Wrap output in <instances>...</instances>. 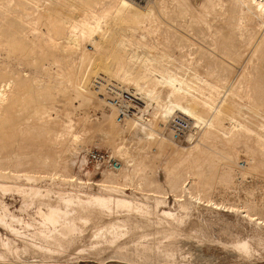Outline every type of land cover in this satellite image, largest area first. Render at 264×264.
<instances>
[{
	"label": "rangeland",
	"instance_id": "rangeland-1",
	"mask_svg": "<svg viewBox=\"0 0 264 264\" xmlns=\"http://www.w3.org/2000/svg\"><path fill=\"white\" fill-rule=\"evenodd\" d=\"M30 1L0 0V46L2 47V49L0 47V79L8 78L11 81L14 79L13 86L18 78H24L26 81V92L18 100L12 113L10 112L13 118L20 120L17 124L12 125L0 122V130H9V134H0V159L3 158L4 161L0 163V183L12 187L7 192L0 191L1 211L7 212L9 222L22 234H34L38 231L42 220L39 210L42 205L39 200L41 196L35 191H41L44 196L51 193L52 199H56L60 194L70 192L78 195L102 192L101 186L97 183L102 181L105 173L108 171L117 172L126 166L125 159L115 150V145L123 143L132 154L143 155L146 162L144 168L139 166L130 168L132 180H129L131 182L127 181L125 187L127 195L146 204L154 214H159L164 209L171 210L176 213V218L164 219L163 225L159 229L155 222L156 219H147L153 224L151 228L154 230L148 231L149 240L145 244L149 248L143 249V246L139 245L140 251L144 252L143 257L129 260L126 263L110 260L109 255L112 253L110 249H106L100 254L82 251L85 248L82 244L89 245L92 224L87 227L83 238L78 239L72 245L66 244L64 250L57 252H49L33 245L32 243H42L39 236L35 241H32L30 236H28L29 238L19 236L10 227L0 224V238L3 240L10 238L13 245L18 248L17 252L14 249L10 253L6 252L4 261L0 260V264H72L77 261H79L78 264H264V151L259 152L256 151L257 148L252 149L244 139L233 141L235 143L232 142L229 144L230 146L225 145L220 138L216 139L215 143H211L209 140L205 141L202 137L208 126L204 122L198 125L195 119L189 117L192 122L189 137L180 140L173 138L174 142L179 147L193 146L198 143L213 160L204 162L196 174L191 171L185 172L179 182V188L174 191L171 189L170 180L175 177L177 168L175 169L169 163L173 157L174 147L167 144L162 150L157 142L146 135L145 129L139 126L146 125L147 129L155 131L161 125L165 128V136L170 137L169 122L174 115L165 120L163 109L156 102L146 106L138 101L135 114L131 116L139 122L137 126L131 128L129 126L131 117H128L119 122L120 124L115 125L117 130H123L120 136L110 139L104 131L97 127L103 109L102 102L100 104L99 100L104 97L99 91H96L93 83L94 78L99 75H108L118 80L112 76L117 69L115 68L117 55L123 56L127 64H130L131 74L127 77L128 80L124 86L134 90L132 81H146L143 80L144 74L148 71L147 64L150 63L146 62L147 50L142 49L141 46L136 48L135 45L136 42L146 43L151 46L149 51L152 55L164 56L160 62L152 61L153 67L168 68L192 83L195 81L197 71L211 78L220 79L221 89L213 94L215 103H225V94H229L228 92L232 90L238 93L240 104H245L246 108L251 104L255 112L247 113L248 110H246L245 113L243 111L237 113L235 119L225 118L224 124L218 128V133L224 137L232 138L237 131L239 133L247 127L249 129L246 130L249 133H251L250 128L251 131H255L251 134L253 137L263 139L264 58L252 57L254 47L259 44L257 41H260L261 33L264 31L263 18L254 17L252 24L258 28L257 30L252 24L245 21L241 30L238 29L235 32L236 35L234 34L236 39L234 45L221 48L219 47L220 38L222 39L227 33L226 16L231 14L227 10L229 5L226 1L217 5L215 15L212 14L213 16L210 17L211 25L206 28H199L195 20L189 18L192 15L191 11L185 12V9L174 6L175 0H127L131 4L130 6H125L123 0ZM191 2L196 4V0H191ZM150 8H152V13L148 12ZM86 9L96 15V20L91 19V26L96 31L88 33L87 29H82L87 33H81V28H79L75 36L77 41L79 40V44L89 53L83 61H80L81 56L78 52L73 55V63L82 62L84 65L80 70V77L77 76L78 82L76 77L71 78L70 75L73 73L71 74L70 71L72 69L65 66V63H55L51 66L45 63L49 56L46 46L49 44L44 42L40 34L41 32L47 35L50 33L51 37L57 34L58 36L56 35L55 38H59L58 41L62 44L67 34L59 36L60 25H63L65 21L72 29L79 17L85 18V14L88 12ZM47 11L51 13L52 17L54 16L50 20V23L54 25H42L39 14L48 13ZM135 16L140 18L137 20L134 18ZM74 19L76 20L73 22ZM70 32L69 29L67 33L71 34ZM91 39L96 40L99 46L96 47ZM127 39H132L130 44L135 47V53L139 58H136L135 62L128 60L133 54V47L119 46V42ZM14 43L15 45H13ZM215 43L217 46L214 45ZM9 45L11 49L8 47ZM18 45L25 48V51L21 53V55H25L23 58L14 51ZM8 57L9 59H7ZM83 71H86L85 78H82ZM146 84L153 85L152 81H148ZM77 87H85L95 98L99 97L96 103H89L90 105L87 104L84 107L83 111L87 113L85 116H88V125L85 127L82 124H76L73 127L74 132L80 138L74 139L66 132L63 134L58 132L57 126H54L51 132L40 130L35 121V107L40 103L50 106L55 98L57 99V95L67 96L71 101H75L78 99L76 94L79 88ZM0 105L1 111L4 103ZM112 108L111 106L106 109L112 112L114 111ZM81 111L77 110L76 116L82 115ZM116 113L114 119L118 122ZM261 132L262 134H260ZM252 136L249 137L253 139ZM92 147L111 152L120 161V167L98 168L94 162L88 160L86 155L88 148ZM38 152L44 154L45 157L48 156L46 167H37V162L32 161L31 158ZM17 154H22L27 160L20 164L15 163ZM56 161L61 162V166H54ZM227 164L233 169L232 183L224 177ZM71 176H74V181H70ZM197 190L209 193L217 205L208 206L207 202L196 201L194 196ZM159 194H166V196L159 197ZM25 198H27V203L23 206ZM160 199H166V202L158 203ZM12 216L18 217L20 221H15ZM132 219L133 221L139 220L136 216H133ZM169 226L172 234L168 231ZM239 238L250 243L249 254L241 253L230 245L231 240ZM126 240L128 241L127 245H133L131 238H126ZM1 246L2 243H0V248ZM1 251L5 250L1 249ZM168 252L173 253L174 256H169ZM99 256L102 260L98 259Z\"/></svg>",
	"mask_w": 264,
	"mask_h": 264
},
{
	"label": "bare ground",
	"instance_id": "bare-ground-1",
	"mask_svg": "<svg viewBox=\"0 0 264 264\" xmlns=\"http://www.w3.org/2000/svg\"><path fill=\"white\" fill-rule=\"evenodd\" d=\"M23 1L27 2L28 0L27 1L23 0ZM31 1L33 2V0H31ZM224 1L228 2L229 9H227V10H229L231 13V14L226 16V20H225V24L227 26V28H226L227 33L223 37L221 35L222 39L220 38V41H219V44H220L219 47L225 48V47H232V45H234L235 40H236L234 34L236 31H238V29L241 30V28L243 27V23L245 21L248 22L249 24H252V21H253L255 16L262 17L263 21H264V0H196V2H195L196 4H193L191 2V0H175L174 6H176V7L179 6L180 8L185 9V12L191 11L190 13L192 15H190L189 18L190 19L193 18L195 20V22L197 23V26L199 28L200 27L206 28V27H210V25H211L210 24V22H211L210 17L213 16L212 14H214L217 5L222 4V2H224ZM123 4L125 6L131 5L127 0H123ZM163 6L165 7V5H163ZM22 9H24V8H22ZM25 10H24V13L26 14ZM148 12L152 13V8H150ZM27 14H29V13H27ZM39 15H40L39 17L42 20V22L41 21L40 22L42 23L43 26L48 25V24H52V23H50L51 22L50 20L52 17L50 12H48V13L42 12ZM85 15H86L85 18L81 19L79 17L77 19V23L74 25V27H72V29H71V26H69L68 22L64 21L63 25L62 24L60 25L61 31L59 32V36L60 35L65 36L67 34V36H65V38H64L65 41H63L62 44H60L61 42L58 41L59 38H55V36L57 35L56 34L57 32L55 33L56 35L53 36L54 37L53 38V37L49 36V34H50L49 31H48V33H49L48 35L45 34L44 32L40 31L41 32L40 37L44 39V42H48V44H49L48 46H46L49 56H47L48 60H47V62L45 61V63H47L49 66H51V64H55V63L56 64H58V63L64 64L65 63L66 64L65 66H69L72 69L70 71V73L71 74L73 73V74L72 75L69 74L71 76V78L72 77L77 78V76L81 75L80 70L82 69V67L84 65L80 61H83V59H85L87 57V53H88L85 50V48H83L81 46V44H79V40L77 41V38H75L76 34L78 33V29L79 28H81V30L87 29L88 33L89 32L93 33L94 31H96L95 28L91 26V23H92L91 19L96 18L95 13L92 11L91 12L88 11V12H86ZM153 15H152V18H153ZM83 16H84V14H83ZM174 16H176V15H174ZM147 17H148V15H147ZM52 18H54V16ZM134 18H136L138 20L140 17L135 16ZM143 18H144V16H143ZM55 20H56V18H55ZM75 20L76 19H74L73 22ZM260 22H262V21H260ZM52 25H54V24H52ZM98 27H99V23H98ZM244 27H246V26H244ZM52 28H53V26H52ZM58 28H59V26H58ZM69 29L71 30V32H70L71 34L67 33L69 31ZM255 29L257 30L258 28L255 27ZM81 30H80L81 33L84 32L83 30L82 31ZM53 31H55V30H53ZM38 32H39V30H38ZM252 32H253V30H252ZM257 32H259V31H257ZM84 33H87V32L85 31ZM202 34H204L203 31H202ZM259 34H260V32H259ZM22 35L24 36V34H22ZM84 35L87 36V34H84ZM256 36H253V37L256 38ZM91 40L95 44L96 47L99 46V43L96 40H94V39H91ZM131 41H132V39L123 40V41L119 42V46L120 47L132 46L130 44ZM214 42H217V41H214ZM257 42H259L258 45L256 44ZM257 42H255V44L257 45L256 47H254L255 49L252 47L254 49L252 57L257 58V59L261 57L263 59L264 58V31H262V33H261L260 41L258 40ZM5 45H6V43H5ZM5 45H3V46H5ZM13 45H15V43ZM135 45H136V48H139L141 46L142 49L144 48L147 50L146 62H150L146 66V67H148L147 68L148 71L147 72L145 71L146 73L144 74L143 80H146V81H144V82L136 81V80L132 81L133 82L132 85L134 86V92L138 97V101L142 102L143 104H146V106L153 104V102H156V104L160 105L161 109H163L162 111H163L165 120H168V118L171 115H175L176 113L179 112V113H182V114L190 117L191 119H195L196 122L198 123V125H201V123L204 122L208 126V128L203 133L204 136L202 137L203 140H205V141L209 140L211 143L212 142L215 143L216 139L220 138L224 141L225 145L227 144L228 146H230L229 144H231L233 141H238V140L244 139V140H246V142L249 144V146L252 149L257 148L256 151H259V152L264 151V140H263L264 138L262 139L261 137L260 138L258 137L259 138L258 139L256 137L257 138L256 139L255 136L253 137L251 135L253 132V130L251 131V128H250L251 133H249V131L246 130V129H249L246 127V129L244 131L242 130L239 133L237 131V133L233 134L232 138H227V136L224 137L220 133H218V130H219L218 128H220V126H222V124H224L223 122L225 121V118L230 117L232 119H235L236 114L239 112L243 111L245 113V111L248 110V112L247 111L246 112L249 113L250 111H254V108L251 107V104H250V106H247V108H246V106H244L245 104L244 105L240 104V102L238 101V97H237L238 93L236 91L231 90L230 92H228L229 94H225L226 95L225 103H223V104H220V102H219V104L215 103V99H214L215 96L213 94L217 93V91H219L221 89L222 85H221V82L219 81L220 79L217 80L215 78H211L208 75L206 76V75L201 74L197 71L196 77L194 76L195 77V81H194L195 83L189 82V81L183 79L184 77L181 78L182 76L180 77L179 74L173 73L168 68L159 69V68L153 67L152 61H159L160 62L163 60L164 56L161 55L160 57H157L155 55H152L151 52L149 51L151 48V46L149 44H146V43L143 44L141 42H136ZM214 45H216V43ZM8 47H10V49H11L10 45ZM13 47H12V49H13ZM132 47H133L134 51H133V54L128 58V60L130 62H135L136 58L137 59H139V58L135 53V47L134 46H132ZM16 48H17V50H16ZM249 48H250V46H249ZM1 49H2V47H1ZM24 49L21 45H18L15 47L14 51L17 52L18 54H20V57L22 56L21 58H23L25 55H21V53L23 51H25ZM28 52H31V51H28ZM75 52H78L79 56H81L80 61L78 60L80 62L79 64L72 62V59L74 58L73 55H75L74 54ZM8 53L11 54V52H8ZM224 53H225V51H224ZM18 54H17V56H18ZM24 54H25V52H24ZM45 54H46V52H45ZM230 55H231V53H230ZM7 59H9V57ZM25 59H26V57H25ZM116 60L117 61H116V67L115 68H117V69H116V71H114L112 76H115L116 78H118V80L121 81L120 83H122L124 85L126 83V81L128 80L127 77L130 76V74H131L130 64H127V62L124 60L123 56L120 57L117 55ZM91 62H92V60H91ZM43 65H45V64H43ZM9 69H11V68H9ZM131 70H132V68H131ZM0 71H1V69H0ZM86 71H87V68H86ZM86 71H83L84 73L82 72L83 73L82 78H85V76H87ZM212 72H214V71H212ZM241 76H242V74H241ZM60 78H62V77H60ZM71 78L69 77L70 80H71ZM78 79L79 78H77V80L76 79L75 80L78 81ZM75 80H73V81H75ZM83 80H85V79H83ZM12 81L8 78L0 79V104L4 103V106L2 107V109L0 111L1 112L0 113V122L7 124V125L17 124V122L20 120V119L13 118L10 115V112L12 113L14 106L16 105L18 100L21 98V96L24 94V92H26V90H25L26 81L24 80V78H18L16 80L17 82L14 81V82H16V84L14 86L12 85V83H13ZM73 81H70V82H73ZM148 81H152L153 85H151V86L147 85L146 82H148ZM129 82H131V81H129ZM231 84H233V83H231ZM77 88H79V90L77 91V94H76L78 99H76L75 101H71L70 99L67 98V96H63V95L58 96L57 95V99L55 98L56 97L55 96L54 97L55 100L54 101L52 100L53 102H52V104H50V106L46 102L48 104V106L43 105V103H40L42 105L39 104V106L35 107V109H34V115H35V119H36L35 121H36V124L38 125L37 127L40 130H44L46 132H51L52 129L54 128V126H57L58 128L57 127L56 128H57L58 132H61L62 134L64 132H66L70 136L74 137V139H78L79 136H78V134H76L74 132L73 127L76 124H82L85 127L88 125V123H87L88 122V119H87L88 116L87 117L85 116L87 113L83 111V110H85L84 107L89 103H93V102L96 103V101L99 100V97H98V99L95 98L93 96V94H91L85 87H77ZM96 91H99V93L101 92L100 89H96ZM102 97H104V96H102ZM104 98L99 100L100 104L102 102L101 106L103 109L101 111L102 113H101V116L99 117V122L97 123V125H98L97 127L99 129H101L102 131H104L107 134L108 138L114 139L116 136H120V134L123 130L119 131L116 129L117 126H115L117 123H119V121L116 122L117 120L114 119V114L117 112V109L115 108V106L111 102L106 100L107 99L106 97H104ZM223 100L224 99H222V101ZM111 106L113 107L112 109H114V111H112V112L107 111L106 108L107 107L110 108ZM0 107H1V105H0ZM115 109H116V111H115ZM77 110H82L81 111L82 115L76 116L75 112ZM206 117H208V118H206ZM138 123L139 122L132 117L129 120V126L131 128H134L135 126H137ZM139 126L140 127L142 126V128L145 129L146 135L148 137L152 138L155 142H157L160 145L161 149L162 148L164 149V147L167 144H171L172 147H174L173 148L174 149L173 157L171 158V160L169 159L171 161L169 163H171L175 169L177 168V170H176L177 172H175V177H172V179L170 180L171 189L174 191L179 188V182L182 179L183 174L185 172L191 171L193 174H196V172L203 165L204 162L205 163L210 162V161L212 162V160H213L210 157V155H208L206 150L204 151L199 146L198 143H196L195 145L193 144V146H187V147L186 146H184V147L180 146L179 147L176 144V142H174L172 131H169L170 137L165 136V134H164L165 128L162 127L161 125L158 129H156L157 131L156 130L152 131V130L147 129L148 127L146 125H139ZM142 128H141V130H142ZM40 130H38V131H40ZM55 133H56V131H55ZM66 133H65V135H66ZM0 134L1 135L9 134V130L6 131L5 129L4 130L1 129ZM257 134H258V132H257ZM260 134H262V132ZM249 136H252L253 139ZM249 139H252V140L249 141ZM233 143H235V142H233ZM115 150L117 151L118 154L122 155V157L125 159L126 166H124L123 168H121L117 172L116 171H108L105 173L102 181L101 182L99 181L97 183L101 186L102 192L96 193V194L84 193L82 195H78V194L70 192V193H66V194H62V195L60 194V196H57L56 199H52L51 193H50V195L48 194V195L44 196L41 191L37 190L35 192L37 194L38 193L40 194L39 196H41V197L39 200L42 204L41 208L39 209L40 210V216H41L42 220L40 222V227L38 228L37 232H35L34 234H30V233L22 234L18 228L13 227V224L10 223L8 220L7 212H5L3 210L1 211V208H0V224L4 225L6 227H10L12 229V231L15 234H18L19 236H24L27 238H29L28 236H30V239L32 241H35L36 238L39 236L42 243L41 244L32 243V244L40 247L41 249L49 251V252L61 251V250H64V247L66 244L72 245V244L76 243V241L78 239L80 240L81 238H83L85 236L87 227L89 226V224H92V228L90 229V234H89V245L85 246V244H82L83 247H85V248H83L82 251H90L92 254L93 253L94 254H100L101 252L105 251L106 249H110L112 252L109 255L110 260L119 261L122 263H126L129 260L136 259L138 257H143L144 252L140 251V249L138 247H139V245H142L143 249H148L149 246L145 244V242L149 240L148 231H154L151 228L153 224H151L147 219H151V220L156 219L155 222L158 225V229H159L161 227V225H163L164 219H168V220L175 219L176 213H174L171 210H165L164 209L161 211V213L154 214V213H152L151 210H149V208H147L146 204L138 202L135 199H133L132 197L127 195V193L125 191V187L127 186V181L132 180L130 168L133 169L134 166H139L140 168H142V167L144 168L146 162H145L143 155H140V153L137 156L132 154L130 152V149L128 147H126L123 143L115 145ZM46 153L48 154L47 151H46ZM43 155L44 154H42L41 152H38L36 155H34L33 158H31L32 161L37 162V165H36L37 167L38 166L46 167V164L48 161L46 159H48L47 158L48 156L45 157ZM15 157H16L15 163H18V164L27 160L26 158H24L22 156V154H17V155H15ZM56 159H57V157H56ZM2 162H4L3 158L0 159V163H2ZM65 163H67V162H65ZM61 164H62L61 162L56 161L55 165L54 164L53 165L54 166H61ZM227 166L228 167H226L224 170V177L226 178V180H228L232 183V181H233V179H232L233 178V169H232V166H230L229 164H227ZM56 169H58V167ZM70 179H71L70 181L75 180L74 176H71ZM129 182H131V181H129ZM11 189H12V187H9V186H6L5 184L0 183V191L7 192ZM30 190H31V188H30ZM32 190H34V189H32ZM159 195H160L159 197L166 196V194L165 195L159 194ZM194 198L196 199V201H199V202H207L208 206L209 205L210 206H212V205L216 206L217 205V203L213 200V198L209 195V193L203 192L202 190H197L195 192ZM23 200H24L23 206H25L24 204L27 203V198H25ZM30 200H31V198H30ZM165 202H166V199L165 200L164 199L158 200V203H165ZM182 207H184L183 204H182ZM133 216H136L139 220L133 221V219H132ZM12 217L15 221H20V219L18 217H16V216H12ZM168 231H169V233H171L170 232V226L168 227ZM126 238L132 239V243H133L132 246L127 245L128 241L126 240ZM0 243H2V246L0 248V260H2V261H4L6 252L10 253L13 251V249L16 252L18 250V248H16V246L13 245V241L10 238H8L7 240H3L0 238ZM249 244L250 243H248V241H246L242 238L230 241V245H232L239 252H241V253L243 252L244 254L248 253V249H250ZM1 249H4L5 251H1ZM249 253H250V250H249ZM168 255L174 256L173 253H169V252H168ZM98 259L102 260L101 256H99ZM78 263H79V261L72 262V264H78ZM102 263H104V262H102Z\"/></svg>",
	"mask_w": 264,
	"mask_h": 264
},
{
	"label": "built area",
	"instance_id": "built-area-1",
	"mask_svg": "<svg viewBox=\"0 0 264 264\" xmlns=\"http://www.w3.org/2000/svg\"><path fill=\"white\" fill-rule=\"evenodd\" d=\"M94 87L100 89L104 97L117 109V119L119 122L135 114L138 97L134 90L124 86L118 80L108 76L99 75L94 78ZM169 129L172 131L175 140L187 139L192 128L190 118L182 113H176L169 122ZM87 158L94 162L98 168H118L120 161L111 152L99 148H88Z\"/></svg>",
	"mask_w": 264,
	"mask_h": 264
}]
</instances>
